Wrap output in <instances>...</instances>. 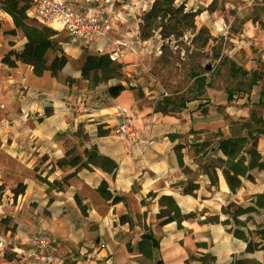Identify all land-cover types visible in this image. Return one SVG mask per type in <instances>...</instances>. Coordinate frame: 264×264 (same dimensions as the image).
Wrapping results in <instances>:
<instances>
[{"label": "crops", "instance_id": "1", "mask_svg": "<svg viewBox=\"0 0 264 264\" xmlns=\"http://www.w3.org/2000/svg\"><path fill=\"white\" fill-rule=\"evenodd\" d=\"M66 1L84 12L110 13L114 31L109 39L98 37L87 46L67 36L62 50L69 58L70 71L64 67L62 75L56 77L48 71L35 76L30 65L19 61L15 66L1 61L9 50L21 51L25 37L18 28L15 34L6 32L14 24L7 13L0 11V119L9 122L7 128L0 129V183L3 176L4 180H18L25 185L22 194L0 205V219L6 223L0 233V264H31V258L22 253L29 248V237L35 234L59 240L56 264H229L242 258L264 264V249L246 252V243L222 224L226 217L222 216L224 205H252L253 195L264 192V180L258 184L243 180L231 192L217 169V184L212 185L199 165L195 150L198 140L189 132L188 121L178 122L154 110L133 86H124L116 94L108 91L124 80L110 79L90 87L72 65L83 49L93 55L106 54L116 47L115 40L125 42L118 47L123 73L148 64L161 44L157 36L141 40L138 35L141 15L151 2L143 5L140 0H91L76 6ZM97 1L101 4L94 7L91 3ZM56 30L61 31L60 27ZM116 103L135 110L140 136L154 140L142 154L130 150L127 142L112 132L117 122ZM181 133L185 139L178 135ZM258 139L262 141L258 152L264 156V140ZM176 144L182 145V166L174 149ZM92 145L116 162L113 174L96 167L82 168L68 178L62 190L49 191L48 185L36 178L62 179L73 168H59L56 160L72 147L82 152ZM215 155L219 152L210 157ZM102 180L124 200L112 204L102 198L96 190ZM188 181L197 184L192 194L182 191ZM160 195L172 196L182 213L192 212L194 216L182 221L181 227L175 221L158 225ZM125 214L130 222L119 220ZM212 215H218L219 221L202 222ZM148 230L158 240L151 258H145L138 249L142 233ZM5 247L16 258L5 260Z\"/></svg>", "mask_w": 264, "mask_h": 264}, {"label": "trees", "instance_id": "2", "mask_svg": "<svg viewBox=\"0 0 264 264\" xmlns=\"http://www.w3.org/2000/svg\"><path fill=\"white\" fill-rule=\"evenodd\" d=\"M30 6V0H0V9L11 17L14 24V28L6 32L15 34V29L18 28L25 37L21 51L9 50L1 57V61L8 66H15L16 61H19L30 65L32 73L35 76H41L44 72L48 71L51 76L56 77L69 61L68 56L62 50V43L67 40V36L50 26L31 22L32 19L26 15V11ZM258 8L264 10L263 5ZM200 12L201 10L199 9L194 11L185 10L184 4L182 2L176 3L175 0H152L149 8L140 18L138 28L139 38L146 40L157 32L163 40V43L160 45L161 54L168 49V44L172 40L177 41L186 32L192 34L191 42L200 40L199 44L197 43L198 47L204 46L208 42V31L205 28L196 29L194 23L195 16ZM248 20L256 22L258 20L257 12L254 11L253 15H246L239 19L235 18L234 27L230 25V27L232 26V31L238 30ZM224 60L227 59L220 58L218 64H225ZM226 62L227 71L231 77L241 78L248 74L247 70L236 65L234 61L227 60ZM76 63L78 64L77 68L80 71L81 78L87 80L90 87L107 82L110 79L123 80L121 63L111 60L107 54L93 55L88 53L86 49H83ZM204 70L209 71L210 68ZM187 75L191 79V83L186 88V94L188 93L190 96H164L155 104L154 110L170 113L174 109L185 108L188 101L201 98L205 93V88L213 86V80L211 78H208L204 72L196 70L193 67L188 68ZM131 88L133 87L128 86V89ZM122 89H124L123 84L117 82L110 86L108 91L116 94ZM98 133H101L99 127ZM259 134H264V129L258 127L245 129L243 133H239L237 130H231L226 136L216 135L215 151L219 152V155L208 157L207 159H204L207 154L204 151L206 141L203 140L196 143L195 150L196 155L199 157V165L207 174L212 185L217 184V169L220 171L231 192H235L243 180L253 181V171L264 169V156L257 150ZM174 136L171 135V138H174ZM181 146L180 144L174 146L180 166H182L181 155L179 153ZM55 165L59 168H73V170L60 180L54 179L49 181L45 177L35 175L38 180L48 185V191L51 189L62 190L67 184L68 178L73 176L79 169L85 168L92 170L96 167L102 169L104 172L113 174L117 167L116 162L110 157L100 154L95 145H92L90 148H84L82 152H78L76 148L72 147L61 158L56 160ZM107 187V182L102 180L96 188L102 198L112 204L124 200L123 195L114 194ZM24 188L25 185L18 182L11 190L13 199L19 194H22ZM196 188V183L188 181L183 186L182 191L192 194ZM147 196L155 195L154 193H148ZM253 199L255 205L242 207L233 202H228L226 208H222V213L226 216L222 220V224L228 225L227 230L234 237L246 243V252L264 249V229L259 227L251 229L247 224L251 211H255L257 208L264 209V192L255 194ZM76 201L78 202L77 198ZM141 202L143 203V200ZM158 203L159 210L156 213V218L157 224L160 226L175 221L177 227H181L182 221L194 216L192 212L182 213L170 195H160ZM231 207H233V211H230ZM243 214H246L245 218L240 219L239 217ZM142 215L144 216L145 214L143 213ZM140 217L141 215L136 216V218ZM119 220L130 222L131 218L125 214L120 216ZM218 221V215L208 216L202 220V222ZM255 238L257 239L254 240ZM157 245L158 240L150 230L142 233L138 241V249L145 258H151L153 249ZM2 256L8 261L16 258L14 252L4 251ZM206 258L208 261L211 260L210 256ZM229 264L260 263L242 258L233 259Z\"/></svg>", "mask_w": 264, "mask_h": 264}, {"label": "rangeland", "instance_id": "3", "mask_svg": "<svg viewBox=\"0 0 264 264\" xmlns=\"http://www.w3.org/2000/svg\"><path fill=\"white\" fill-rule=\"evenodd\" d=\"M68 1L76 6L92 2L91 0ZM140 1L145 5L152 0ZM175 2H182L185 10H201L195 16L194 23L196 29L205 28L208 31L207 44L198 47L200 40L191 42L192 34L186 32L177 41L172 40L163 54L159 47L158 54L150 56L149 63L140 67V70L123 73L124 81L121 83L125 87L137 88L139 96L154 108L164 96H190L186 94V88L191 83L187 75L189 67L204 72L213 80V86L205 88L201 98L188 101L185 108L174 109L173 112L166 114L173 116L178 122H182L183 119L188 121L191 125L189 132L193 137L197 138L198 142L206 141L204 151L210 157L215 153L216 135L226 136L231 130L243 133L245 129L257 127L264 129V10L258 8L264 6V0H175ZM91 4L96 7L101 3L97 1ZM254 11L258 15L256 22L248 20L238 30L232 31L230 25L234 27L235 18L253 15ZM31 22L36 21L32 19ZM60 33L65 35L63 30ZM153 36H157L163 43L157 32ZM220 58L234 61L236 65L247 70L248 74L241 78L231 77L227 71V60H224L225 64L220 65L218 64ZM147 59L148 56H145L144 60ZM69 63L70 61L64 66L67 71H70ZM72 65L77 67L78 64L73 61ZM208 68L209 71L204 70ZM59 74L62 75L61 71ZM178 135L186 138L182 133ZM258 138L264 140V134H259ZM260 147L262 141L258 139L257 150ZM262 180H264V169L255 170L252 182L258 184ZM1 181L0 205L2 206L5 202L9 204L13 200L11 190L17 185L18 180L13 183L4 180L2 176ZM251 202L255 205L254 199ZM227 204L223 208H226ZM230 211H233V207ZM249 215L250 219L247 222L249 228L264 229V209L257 208ZM5 227L6 223L0 219V233ZM4 251L10 252L7 247Z\"/></svg>", "mask_w": 264, "mask_h": 264}, {"label": "built area", "instance_id": "4", "mask_svg": "<svg viewBox=\"0 0 264 264\" xmlns=\"http://www.w3.org/2000/svg\"><path fill=\"white\" fill-rule=\"evenodd\" d=\"M30 3L31 6L26 11L29 18L53 29H58L53 23H59L66 36L77 40L82 46H87L98 37L109 39L114 31V17L106 11L84 12L66 0H30ZM114 43L116 47L106 54L111 60L118 62L122 55L118 47L125 42L115 40ZM113 107L117 122L113 125L112 132L126 141L130 150L142 154L154 140L140 136L136 126L137 112L118 103ZM8 125V120L0 119V129L7 128ZM28 243L29 248L22 256L31 258V264H56L55 257L60 246L58 239L35 234L29 237Z\"/></svg>", "mask_w": 264, "mask_h": 264}, {"label": "bare ground", "instance_id": "5", "mask_svg": "<svg viewBox=\"0 0 264 264\" xmlns=\"http://www.w3.org/2000/svg\"><path fill=\"white\" fill-rule=\"evenodd\" d=\"M53 25H54V27H60L59 23H57V22L53 23ZM66 50L68 52H70V50L68 49V47H66Z\"/></svg>", "mask_w": 264, "mask_h": 264}, {"label": "water", "instance_id": "6", "mask_svg": "<svg viewBox=\"0 0 264 264\" xmlns=\"http://www.w3.org/2000/svg\"><path fill=\"white\" fill-rule=\"evenodd\" d=\"M64 71V67L61 69V72Z\"/></svg>", "mask_w": 264, "mask_h": 264}]
</instances>
